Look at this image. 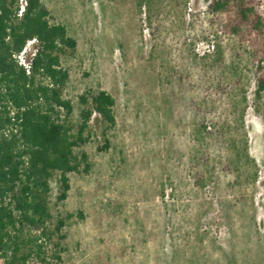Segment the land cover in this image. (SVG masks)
Here are the masks:
<instances>
[{
  "label": "rangeland",
  "instance_id": "1",
  "mask_svg": "<svg viewBox=\"0 0 264 264\" xmlns=\"http://www.w3.org/2000/svg\"><path fill=\"white\" fill-rule=\"evenodd\" d=\"M152 1L43 0L77 41L62 57L75 119L89 89L116 101L110 147L77 148L92 166L64 200L52 180V264H264V40L210 0Z\"/></svg>",
  "mask_w": 264,
  "mask_h": 264
},
{
  "label": "trees",
  "instance_id": "2",
  "mask_svg": "<svg viewBox=\"0 0 264 264\" xmlns=\"http://www.w3.org/2000/svg\"><path fill=\"white\" fill-rule=\"evenodd\" d=\"M257 4L210 0L209 9L234 10L236 27L264 40V15ZM142 6L138 2L139 10ZM50 14L43 0H0V259L5 264L61 260L65 220L51 225L52 180L59 183L58 200H64L69 174L88 173L92 166L89 154L77 148L100 137L98 150H107L116 125V101L105 89L79 95L75 119L74 103L63 95L69 72L62 57L76 51L77 41ZM31 40L35 54L26 67L18 55ZM255 92L264 93V54Z\"/></svg>",
  "mask_w": 264,
  "mask_h": 264
},
{
  "label": "built area",
  "instance_id": "3",
  "mask_svg": "<svg viewBox=\"0 0 264 264\" xmlns=\"http://www.w3.org/2000/svg\"><path fill=\"white\" fill-rule=\"evenodd\" d=\"M35 40H31L28 42L27 46L23 49V51H21L18 55V58L20 60V62L22 64H24L26 67H30V62L31 60L28 59V56H30L31 54L34 55L35 54V49H33L32 51H28L29 49V45L34 43ZM34 51V52H33Z\"/></svg>",
  "mask_w": 264,
  "mask_h": 264
}]
</instances>
